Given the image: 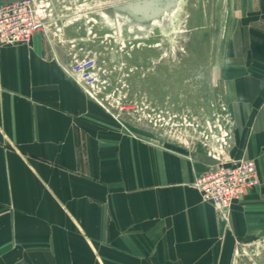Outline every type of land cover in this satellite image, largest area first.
Listing matches in <instances>:
<instances>
[{
    "label": "rangeland",
    "instance_id": "1",
    "mask_svg": "<svg viewBox=\"0 0 264 264\" xmlns=\"http://www.w3.org/2000/svg\"><path fill=\"white\" fill-rule=\"evenodd\" d=\"M33 1L44 22V53L98 108L90 122L155 145L178 141L207 161L202 173L219 164L211 149L224 137L223 150L252 161L258 181L228 209L213 206L215 232L186 239L189 252H130L91 236L96 223L71 219L64 189L54 185L62 164L40 157L31 142L0 141V264H264V0H184L162 27L146 32L112 28L101 17L102 9L130 0ZM85 60L92 62L79 81L66 72ZM78 117L71 125L74 175L98 182L95 173L86 176L88 133ZM61 130L58 151H68ZM34 162L49 167L43 181Z\"/></svg>",
    "mask_w": 264,
    "mask_h": 264
},
{
    "label": "crops",
    "instance_id": "2",
    "mask_svg": "<svg viewBox=\"0 0 264 264\" xmlns=\"http://www.w3.org/2000/svg\"><path fill=\"white\" fill-rule=\"evenodd\" d=\"M40 33L32 44L0 49V141L31 142L34 150L40 149L36 153L40 157L62 164V181L54 185L64 189L71 219L87 227L96 223L92 230L97 233L91 236L113 239L119 248L147 253L152 246L160 254L181 255L190 251L185 249L190 244L186 239L201 236L202 230L215 232L213 205L192 186L207 161L178 141L166 139L155 145L90 122L97 106L44 53ZM74 113L88 133L86 176L95 173L98 182L74 175L78 169L71 130ZM61 126L69 135L68 151L63 152L57 146L62 142ZM33 167L38 178L46 179V164L34 162Z\"/></svg>",
    "mask_w": 264,
    "mask_h": 264
},
{
    "label": "built area",
    "instance_id": "3",
    "mask_svg": "<svg viewBox=\"0 0 264 264\" xmlns=\"http://www.w3.org/2000/svg\"><path fill=\"white\" fill-rule=\"evenodd\" d=\"M43 26L44 22L39 19L33 0H17L0 5V47L30 43L34 35L43 30ZM91 62H79L76 65L78 69H66V72L71 77L78 78L90 69ZM222 140L220 148L211 149L212 154L220 159L219 164L197 176L194 182V187L198 189L203 201L211 203L219 211L228 209L258 181L254 163L231 159L223 150V145L226 144L224 137Z\"/></svg>",
    "mask_w": 264,
    "mask_h": 264
},
{
    "label": "water",
    "instance_id": "4",
    "mask_svg": "<svg viewBox=\"0 0 264 264\" xmlns=\"http://www.w3.org/2000/svg\"><path fill=\"white\" fill-rule=\"evenodd\" d=\"M182 0H130L100 11L101 17L112 28L129 25L146 32L163 26L178 11ZM140 28V29H139Z\"/></svg>",
    "mask_w": 264,
    "mask_h": 264
},
{
    "label": "flooded vegetation",
    "instance_id": "5",
    "mask_svg": "<svg viewBox=\"0 0 264 264\" xmlns=\"http://www.w3.org/2000/svg\"><path fill=\"white\" fill-rule=\"evenodd\" d=\"M184 0H182V2H183ZM154 27H162V26H159V25H157V26H154Z\"/></svg>",
    "mask_w": 264,
    "mask_h": 264
},
{
    "label": "bare ground",
    "instance_id": "6",
    "mask_svg": "<svg viewBox=\"0 0 264 264\" xmlns=\"http://www.w3.org/2000/svg\"><path fill=\"white\" fill-rule=\"evenodd\" d=\"M28 44V43H27ZM13 45H17V44H13ZM195 182V181H194ZM194 185V184H193Z\"/></svg>",
    "mask_w": 264,
    "mask_h": 264
}]
</instances>
